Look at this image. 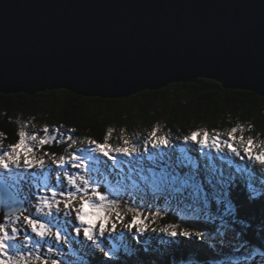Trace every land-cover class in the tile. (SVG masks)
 <instances>
[{
  "label": "water",
  "instance_id": "obj_1",
  "mask_svg": "<svg viewBox=\"0 0 264 264\" xmlns=\"http://www.w3.org/2000/svg\"><path fill=\"white\" fill-rule=\"evenodd\" d=\"M199 79L264 98V0H0L1 94L127 99ZM18 208L0 182V224Z\"/></svg>",
  "mask_w": 264,
  "mask_h": 264
},
{
  "label": "trees",
  "instance_id": "obj_2",
  "mask_svg": "<svg viewBox=\"0 0 264 264\" xmlns=\"http://www.w3.org/2000/svg\"><path fill=\"white\" fill-rule=\"evenodd\" d=\"M20 118L65 134L59 139L48 137L45 145H35L32 155L35 159L46 161V171L49 170L48 166L55 167L51 164L53 154L57 159L60 156L67 159L72 154H81L91 149L90 140L107 143L112 149L123 147V141L128 140L140 150L144 166L147 167L151 164L148 157L155 155L157 150L149 147L144 152V148L153 130L158 128H162V132L157 136H167L170 141V146L160 149V152L169 153L173 158L187 152L201 163L212 160L226 174L243 169L242 179L232 191V211L241 223L229 226L242 233L243 240L252 247L264 248V176L257 175L254 169L249 170L245 166L234 167L233 163L223 162V158L213 152L203 151L200 146L185 142V137L193 132H199L201 137L207 132L219 138L233 135L232 130L236 129L234 135L244 147L249 146L248 140L251 139L254 153L264 152L263 97L253 92L224 89L221 84L207 79L172 84L127 99L82 97L67 90L40 92L32 96L0 93L1 149L8 148L11 151V146L19 141L18 134L23 128ZM50 138H53L52 141H49ZM139 158L134 157L131 165L127 163V157L122 158L127 164V171L129 167L136 169L131 174L125 171L126 178L123 180L128 179L131 183L138 181L139 167L135 160ZM99 163L105 168L112 167L111 164ZM39 174V170H23L13 174L22 180L1 176L0 181L22 185L23 181H29ZM249 177L251 187L248 186ZM222 210L225 212V209ZM225 219L230 218L225 216ZM150 224L141 238L138 233H127L113 258L104 259L103 264H232L222 260V254L212 253L204 240L177 237L171 241L160 232L161 228L178 226L180 231L187 229L211 234L216 227L213 223L187 220L175 213H167ZM153 228L156 231H152ZM77 245L80 247L78 254L75 257L67 255L69 260L62 259L64 264H101V256L94 246ZM48 256L51 257L45 258ZM45 257L42 259L60 260L59 256L51 253Z\"/></svg>",
  "mask_w": 264,
  "mask_h": 264
},
{
  "label": "snow or ice",
  "instance_id": "obj_3",
  "mask_svg": "<svg viewBox=\"0 0 264 264\" xmlns=\"http://www.w3.org/2000/svg\"><path fill=\"white\" fill-rule=\"evenodd\" d=\"M47 131V129H45ZM158 129H154L151 133L148 143L145 145L144 152L148 148L157 150L155 155H150L148 160L151 161L147 167L144 166L143 155L140 150L132 145L128 140H124L123 147L112 149L107 143L101 144L95 141H89L91 152L93 155L72 154L67 159L64 156L55 158L54 154L51 158V164L61 171L55 175V180L62 184L67 181L68 185L74 189L69 193L53 190V187L45 185L44 191L40 195L30 193L29 197L34 201L32 208L33 213L28 208H18L15 211L20 214L16 216V221L30 231L32 236H18L21 231L20 227L7 228L0 224V264H64L63 261L55 258L42 259L40 256L29 257L23 254V247L35 245L38 241L34 238L38 237L44 240L51 237L55 241L63 244H70L68 233L69 227L76 236H82L84 240L90 242L95 249L101 254V264L103 260H111L117 251L115 248L106 250L100 243V237L107 232H115L117 223L123 224L129 231L135 230L143 234L146 231L143 214L139 211H133L132 219L125 224L119 215L113 219L105 211L106 205L115 206L118 199H122L124 186L117 181L119 187L110 189L108 187V177L101 171L98 164V157L102 156L111 162L114 169L123 171L122 165L125 161L118 160V156L127 157V163L131 165L134 157H140L135 160L139 167L138 181H135L132 187L137 191H142L146 195L151 194L157 201L163 200L171 205L175 202L178 208L189 211L197 218H202L208 222H215L218 218L223 220L222 226L236 225L241 221L236 219L232 211V191L238 182L242 179L243 169H237L235 173L227 174L212 160H206L201 163L199 160L184 152L181 156H173L166 152H160V149L168 148L170 141L167 136H157ZM233 135L231 139L235 140ZM19 141L11 146L8 153H0V169L10 171L14 166L17 169L23 167L24 170L39 168L43 170L46 166L44 159H35L29 154L33 152V148L25 143L26 134L20 132ZM36 140V136H32ZM212 145L217 151H222L221 142L217 137H212ZM48 141L40 139L39 144L45 145ZM185 142L200 147H209V134L204 133L201 137L199 132H193L190 136L185 137ZM248 147L244 148V155L249 160H253L264 168V154H256L253 151V141L248 140ZM224 148L233 153L237 152V148L232 143H225ZM69 167L81 172L80 176H75L67 170ZM136 171L129 167L128 172ZM251 178H248V186L251 187ZM103 188V190H101ZM6 207L11 204L6 203ZM223 207L225 216L230 219L218 217V213ZM89 209H91L89 211ZM62 213L65 219L60 222L58 214ZM156 217H161L160 212L155 213ZM43 217V218H42ZM53 219L57 221L53 230ZM78 225V226H77ZM68 226V227H66ZM152 231H156L155 228ZM161 233L166 234L171 241H175L177 237L192 238L203 241L205 233L202 231L178 230V226L172 228H161ZM220 236L225 233L217 229ZM242 235V233H237ZM17 241L21 242V247L13 250V244ZM39 250L38 248L36 249ZM49 253L53 249H47ZM57 255H60L57 253Z\"/></svg>",
  "mask_w": 264,
  "mask_h": 264
},
{
  "label": "rangeland",
  "instance_id": "obj_4",
  "mask_svg": "<svg viewBox=\"0 0 264 264\" xmlns=\"http://www.w3.org/2000/svg\"><path fill=\"white\" fill-rule=\"evenodd\" d=\"M20 124L22 125V132L26 134L25 137V143L27 146L32 147L34 149L35 145L38 147L41 146L39 144L40 139L47 140L50 136H55L53 138L59 139L63 138L65 136L64 133L61 131L53 132L50 130L47 126H37L33 125L32 121L26 118H20ZM162 125V124H160ZM47 129V131H45ZM162 132V128H158L157 135ZM55 133V134H54ZM54 134V135H53ZM36 136V140L32 139V136ZM229 136H220L219 138L215 135H209V147L201 149L203 151H210L213 152L216 156H220L223 158V162L225 163H233L234 167L239 166H245L247 169H254L255 173L260 176H264V168H262L258 163H255L253 160H249L247 156L244 155V147L241 142H238V140L235 138V140L230 138ZM212 137H217L219 141L221 142V148L222 151H217V149L212 145ZM232 143L236 148L237 152L233 153L230 150L224 148L225 143ZM191 143V142H190ZM1 149V148H0ZM0 153H8L10 150L8 148L1 149ZM81 154L85 155H93L91 152V149H88L85 152H82ZM256 154H264V152L256 153ZM33 157L32 153L29 154ZM123 156H118L117 159L123 161ZM234 159V160H233ZM99 161L107 164H111L110 161L106 160L104 157L99 156L98 157V164L97 167L101 169L102 172L105 173V175L108 177V187L110 189L117 188L119 185H117V181L120 182L121 185L124 186V192L122 199L117 200V204L115 206L112 205H106L105 211L106 213L111 216L113 219L117 215L120 216L121 219L124 220V223L127 224L131 221L133 216V211H139L143 214V219L145 222L146 229L148 228L150 223L155 221L156 217L155 213L160 212L161 216L166 215L167 213H175L178 215L179 218L187 219V220H194V221H201L204 220L202 218H197L194 214H192L189 211L183 210L182 208H178L173 202L171 205L164 202L163 200L157 201L152 197V195L145 194L142 191H137L132 187L135 181L131 183L130 180L126 179L123 180L125 177L124 172L127 171V164L122 165L123 171H120L119 169L115 170L111 166H107L105 168L102 166ZM240 161H242L240 163ZM243 163V164H242ZM49 170H41L37 168H33L36 171L39 170L40 174L37 177L32 178L29 181H23V184L20 185V183L15 182L16 185L8 184L11 189L21 198L25 201L26 208L30 209L33 213L35 212V209L32 208V204L34 201H32L30 198L25 199V197H29L30 193H35L36 195H40L42 191H44L45 185L53 187V190L62 191L64 193H69L74 191L70 185H68L67 181H63L62 184L57 182L55 180V175L58 174L61 170L56 169L55 167L52 168V166H48ZM23 167L20 169L15 168L14 166L11 168L10 171L0 169V177L5 176L10 179H18L22 180V178H16L13 174L15 172H21L23 171ZM32 170V169H31ZM70 174L75 176H80L81 172L69 167L67 169ZM128 172V171H127ZM256 176V175H255ZM2 180V179H0ZM116 181V182H115ZM3 182V181H2ZM110 183L111 186H110ZM19 184V185H18ZM115 186V187H114ZM224 209L221 207L220 211L216 213L218 217H223L225 219L224 215ZM91 209H89L90 211ZM60 217V222L63 223L65 219H69L63 216L62 213L58 214ZM16 216L13 215L9 217V220H6L5 227L12 228V227H20L21 231L17 234L18 236H32L29 230L23 228L18 221H16ZM43 218V217H42ZM206 221V220H204ZM208 222V221H207ZM57 221L53 219V230L56 231V225ZM210 223V222H209ZM216 225L215 231L211 234H209L207 231H205V244L209 248V250L212 253H220L222 254V260H225L232 264H264V248H254L251 245H249L247 242L243 240L242 235H237V231L234 230L233 227L229 225L222 226L223 220L218 218L215 222H211ZM78 226V225H77ZM68 227V226H66ZM217 229H219L221 232H224V236H220L217 232ZM197 232V230L193 231ZM127 233H138L135 230L129 231L127 228L124 227L123 224L117 223V228L115 232H107L103 237H100V243L102 246L106 248V250H111L112 248H117L119 246V243L121 240H124V237ZM69 236L70 244H63L59 241L53 240L51 237H48L44 240L39 239L38 237L34 238L35 241H38V243L33 247L32 245H28L26 247H23L22 251L23 254L26 256H40L41 258H44L45 256L49 255L50 253L47 251L49 247L53 249V252L51 254L59 256L60 260H66L68 261L69 258H67V255H70V257H75L78 254V251L80 250V247L77 245L81 244H87L90 245V242L83 239L82 236L78 237L75 235V233L72 231V228L69 227L68 233H65ZM138 237L141 238V233H138ZM93 246V245H92ZM21 247V242L17 241L13 244V250L15 248ZM120 247V246H119ZM39 249L38 251L36 249ZM59 253L60 255H57ZM99 256L101 254L99 253ZM51 256L45 257L50 258ZM58 259V258H55ZM62 260V261H63Z\"/></svg>",
  "mask_w": 264,
  "mask_h": 264
}]
</instances>
